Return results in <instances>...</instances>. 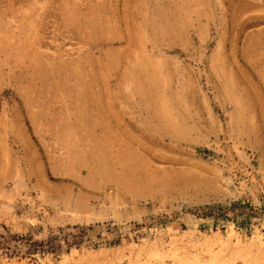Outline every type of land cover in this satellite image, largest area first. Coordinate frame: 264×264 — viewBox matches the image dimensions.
Returning <instances> with one entry per match:
<instances>
[{
  "label": "rangeland",
  "instance_id": "374dc122",
  "mask_svg": "<svg viewBox=\"0 0 264 264\" xmlns=\"http://www.w3.org/2000/svg\"><path fill=\"white\" fill-rule=\"evenodd\" d=\"M236 203L264 206V0H0V264H264Z\"/></svg>",
  "mask_w": 264,
  "mask_h": 264
},
{
  "label": "trees",
  "instance_id": "16d2710c",
  "mask_svg": "<svg viewBox=\"0 0 264 264\" xmlns=\"http://www.w3.org/2000/svg\"><path fill=\"white\" fill-rule=\"evenodd\" d=\"M236 205L243 211V213H241V215L243 216L240 222L241 226H245V224L249 221V217L253 214H262L264 216V206L261 207L258 211H255L249 204L236 203L234 206ZM15 238L19 240L21 239L19 236H16Z\"/></svg>",
  "mask_w": 264,
  "mask_h": 264
},
{
  "label": "bare ground",
  "instance_id": "6f19581e",
  "mask_svg": "<svg viewBox=\"0 0 264 264\" xmlns=\"http://www.w3.org/2000/svg\"><path fill=\"white\" fill-rule=\"evenodd\" d=\"M122 249V248H121ZM240 249V248H239ZM244 250V249H243ZM233 252V251H232ZM251 252V251H250ZM249 252V253H250ZM241 253V252H240ZM248 253V254H249ZM120 254H121V252H120ZM230 254V253H229ZM247 254V253H246ZM111 255V254H110ZM201 255V254H200ZM251 255V254H250ZM70 256V255H69ZM119 256V255H118ZM168 256V255H167ZM237 256H239V255H237ZM166 257V256H165ZM197 257V256H196ZM196 257H194V258H196ZM234 257V256H233ZM236 257V256H235ZM119 258V257H118ZM123 258V257H122ZM157 258V257H156ZM160 258V257H159ZM162 258V257H161ZM188 258V257H187ZM240 258V257H239ZM238 258V259H239ZM241 258H243V257H241ZM247 258V257H246ZM163 259V258H162ZM193 259V258H192ZM191 259V260H192ZM197 259V258H196ZM200 259V258H199ZM212 259V258H211ZM231 259V258H230ZM244 259V258H243ZM249 259H251V258H249ZM100 260H101V256H100ZM118 260V259H117ZM165 260V259H164ZM201 260V259H200ZM140 261V260H139ZM143 261V260H142ZM153 261V260H152ZM174 261V260H173ZM194 261V260H193ZM192 261V262H193ZM237 261V260H236ZM194 262H196V261H194ZM210 262V261H209ZM70 263V262H69ZM99 263V255H89V256H87V257H85V258H81L80 257V259L79 260H77V261H73V263L72 264H98ZM137 263V262H136ZM149 263V262H148ZM196 263H199V262H196ZM102 264H103V262H102ZM109 264H110V261H109ZM134 264V263H133ZM184 264V263H183ZM222 264H224V263H222ZM226 264V263H225ZM251 264V263H250Z\"/></svg>",
  "mask_w": 264,
  "mask_h": 264
}]
</instances>
